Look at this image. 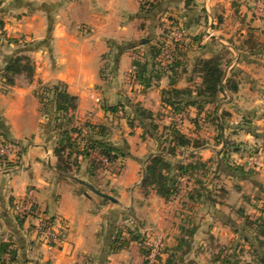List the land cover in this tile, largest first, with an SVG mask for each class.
Segmentation results:
<instances>
[{
	"label": "crops",
	"instance_id": "crops-1",
	"mask_svg": "<svg viewBox=\"0 0 264 264\" xmlns=\"http://www.w3.org/2000/svg\"><path fill=\"white\" fill-rule=\"evenodd\" d=\"M257 1L162 0L153 14H146L141 0H0V73L19 54L35 63L32 81L21 75L9 88L0 81V127L10 140L24 147L17 164L0 161V247L12 240L17 247L13 264H144L136 242L117 253L109 252L116 219L131 222L136 231L151 230L164 236L168 254L180 242L187 243L186 231L195 227L189 251L184 255L177 252L173 264H215L218 256L230 255L228 247L249 249L248 239H255L248 236L245 216L263 213L253 210L254 201L245 184L251 183L264 195V17L256 15ZM161 15L182 22L195 39L184 43L183 61L176 73L165 67L164 73L155 77L150 64L154 82L146 89L136 77L134 61L148 56L158 38L155 21ZM205 24L213 31L211 37ZM147 33L153 35L150 44L145 42ZM128 44L131 48L122 51ZM222 49L230 55L224 64L226 78L239 84L238 91L221 94L220 103L208 105L214 108L200 116L190 107L184 111V121L205 117L204 125L219 129L218 145L196 148L203 162L216 154L222 156L225 136L230 135L232 144L242 150L231 152L228 164L242 168L245 174L224 172L230 184L226 203L204 204L196 221L193 213L176 206L175 200L166 201L153 189L144 191L145 175L139 179V172L149 158L142 161L147 146L141 143L143 131L141 127L128 128L126 113L120 116L118 111L132 110L136 104L154 116L166 112L167 118L173 120L175 115L177 119L178 113L163 105L162 91L170 87L172 78L195 81L197 77L189 75L193 58L209 59ZM198 80L202 81L199 76ZM58 81L78 97L76 118L106 126L112 144L127 143V157L93 171L86 160L71 178L57 171L53 141L42 130L45 120L36 90L40 83ZM250 148L259 151L256 164L243 153ZM80 181L110 198L95 194ZM17 203L56 216L64 223V241L53 247L38 242L31 227L35 222L20 221L14 212Z\"/></svg>",
	"mask_w": 264,
	"mask_h": 264
},
{
	"label": "trees",
	"instance_id": "trees-1",
	"mask_svg": "<svg viewBox=\"0 0 264 264\" xmlns=\"http://www.w3.org/2000/svg\"><path fill=\"white\" fill-rule=\"evenodd\" d=\"M161 3L162 0H141V10L143 13L150 14L154 12ZM126 48L131 47H129L128 44L124 45V47L122 46L121 49L124 51ZM179 48H181V46H179L178 49ZM158 55L159 50L151 45L150 55L148 54V56L143 57L144 60L142 61L139 59L134 61L136 77L140 84L146 89L150 88L154 82L151 81L152 77L149 73L150 64L153 67V74L156 72L155 77L159 76L160 72H163L162 68L156 63ZM148 57L151 58V62L148 60ZM178 66L179 63L174 64L169 70L176 73ZM193 73L198 74L202 80L201 84H199L195 90H192L189 87L185 89L177 88V81H175L174 78L169 81L170 87L162 91V103L165 107H170L176 113H181L190 107H195L200 116L208 105L216 103L221 94H224L226 91L236 93L239 89V84L235 80L226 78L224 64L219 57L199 59L193 68ZM21 75H26L29 81H32L35 75V66L32 59L23 54L16 55L9 60L6 67L0 73V80L2 81L4 88H9L16 84L17 77ZM36 96L40 102V112L46 119L42 126L44 134L49 137V139L52 138L54 133L58 134V141L53 147V154L57 159L56 169L63 177H69L73 171L70 159L74 153H77L79 157L89 159L92 152L96 151L101 158L108 160V164L102 160L96 162L91 161L90 167L92 171L99 168L105 169L109 167V164L113 165L118 160L127 157V153H125L122 148L115 146L109 141V130L106 126L86 123L85 127L92 128L93 133L90 131L85 136L81 129H78L75 126L74 121L79 106L78 97L71 95L68 92L65 83L61 81L47 84L40 83L36 90ZM113 110L116 111L117 108H114ZM153 118L154 114L150 111L145 109L136 110L135 119L141 120V126L143 127L144 132H146V126L143 123V120ZM130 127L134 128V124L131 123ZM0 130L1 134L8 139L5 131H3L1 127ZM170 132L173 137L172 147L149 157L145 167L144 180L142 182L143 188H151L155 190L157 194L166 201H170L179 194L178 178H170V173L172 171L179 174L177 175V177H179L188 174L193 175L200 169L205 170L207 168L205 162H193L188 164L178 162L175 165L170 163L168 161V156H177V149L179 147L187 149L190 146H193L194 148H199L202 145L199 141L192 140L185 134L181 133L174 125L170 128ZM74 134H77V137H73ZM144 136L145 135L143 134L142 137L145 138ZM81 138H83V141L80 140ZM219 138H221V136H219ZM239 151L240 150L237 147L234 150V152ZM78 158L74 162L77 171L81 165ZM228 168H231L232 171H235L240 175L245 174L240 167H231L228 165ZM198 183L203 185L201 181H198ZM203 190V187L193 189V191L188 194V198L192 201H198L204 197V202L214 204L215 201L210 198L211 195L209 194L205 196L204 192H202ZM253 220L254 218L245 216L246 227L251 229L256 227L257 234L255 241L251 242L250 238L248 239L252 248L251 253L253 258V261L249 264H264V213L263 217H260L255 221ZM127 230L129 239H125V237H123L124 234L122 233L117 234L115 239L113 237L109 245L110 253L124 250L131 242L139 241L140 237L134 235L129 229ZM195 230V227L187 230L186 232L189 237L187 243L183 242V244L180 242L172 253L169 254L168 259L164 261L165 252H169L166 245L158 257V260L153 264H173L177 252H181L182 255L187 253L191 247L189 240L193 237ZM256 245L259 246V250ZM9 247V244L6 243L1 246L0 264H4L1 260L5 254H10V264H13L16 261V253L10 250ZM145 254L147 255V251ZM214 263L241 264V260H239L238 255L230 254L223 257L218 256ZM146 264H150L148 260H146Z\"/></svg>",
	"mask_w": 264,
	"mask_h": 264
},
{
	"label": "rangeland",
	"instance_id": "rangeland-1",
	"mask_svg": "<svg viewBox=\"0 0 264 264\" xmlns=\"http://www.w3.org/2000/svg\"><path fill=\"white\" fill-rule=\"evenodd\" d=\"M256 5L258 6V8ZM254 7L257 8V9H255L256 15L261 16V14L259 12V7H260L259 0L256 2ZM150 14H153V12ZM261 17H264V16H261ZM163 18H165L166 20H162ZM173 20H174L173 18L164 17V15H161L159 17V19L156 18V21H155V24L157 25L156 27L159 30V34L158 35L156 34V37H158V38L156 39L153 47L155 49L159 50V55L157 57L156 63H158V65L161 68L171 67L172 65L177 64V63H179L178 68L181 67L180 64L183 61L181 58L184 57V53L182 52L184 43L176 42V48L173 51L172 59L170 62L164 53L165 52L164 49H166L167 45L170 44L174 32L177 31V27L184 28V32L187 35V41L185 43H187V42L190 43V41L193 42V39H195V36L193 34L192 35L189 34L187 28L183 25L182 22H180L178 20H174V21ZM203 27L205 28L206 33H208V36L211 37L213 35L212 29L210 27H208V24H205ZM147 36H148V39L146 38L145 42L150 44V42H151L150 40L153 38V35L151 33H147ZM251 41L252 40H250L249 42L252 43ZM23 45H28V44L24 43ZM179 46H181V48L178 49ZM149 55H150V52H149ZM229 56L230 55H228V53L225 51V49H222L214 57L221 58L222 63L225 64L227 59H229L228 58ZM148 58H149L148 60L151 62V58L150 57H148ZM199 59H201V58H193V60H192L193 61L192 62L193 68ZM32 62L35 66L33 59H32ZM193 68L191 67L189 75L192 78L197 77L195 79V81H177V83H176L177 88L185 89V88L189 87L192 90H195L197 88V86L199 84H201L202 81L198 80V74L193 73V70H192ZM24 76L27 79L26 75H24ZM183 79H185V78H183ZM52 83H55V82H52ZM217 103H220L218 99H217L215 105ZM117 108H120V105ZM193 108H195V107H193ZM206 108H207V110L205 109V111H210V109L214 108V105L207 106ZM137 109H144V108H142L141 106H139V108H138V105L136 106V104H133L132 110H126L125 112H124V110H119V111H123L124 113H126L125 119H126V122H127L126 125H128L127 126L128 128H130L132 130L135 127L136 128H139V127L142 128V131H143V134L145 135L144 136L145 138L142 137V139L144 141L141 143L147 144L146 153L144 155H142V161L143 162H145V159H148L151 154L166 151L170 147H172L173 137H172L171 132H170V128L172 127V125H174L177 130H179L181 133L185 134L186 136H188L192 140L199 141V143L202 144L201 147H203L206 144H209V145H216L217 144L218 145V143H219L217 141L219 139V136H220V133L218 131L219 129L218 130L215 129V131H213V129L210 126L208 127V126L204 125L205 123L203 122V119L205 117L204 118L202 117L201 119L199 117L192 118V119H190L191 122L189 120H187V122H185L184 120L186 118L185 117L186 115L184 114V111H182V113H178V115L179 114L183 115V118L180 120H178V116L176 119L175 115L173 116V120H171L170 117H168V118L166 117L167 114H166V112H164V114L162 113V114H159L157 116H154L153 119L143 120V123L146 126V132H144V129L141 126V120L135 119L136 113L134 111H136ZM44 120L46 121L45 118H44ZM189 122H190V125L192 128H189ZM74 123L78 129H81L82 133H84V136L87 133H89L90 131L93 133L92 128L85 127L86 123L94 125L92 122H87V121L82 122L76 118ZM131 123L134 124V128L130 127ZM155 127H156V129H155ZM214 132L216 133V135L214 134ZM73 137H77V134H74ZM109 138L110 137H108V139ZM225 138H226L225 139L226 147L223 149L222 156L216 154V156H214V158L212 160L205 162L207 165L206 166L207 168L205 170L200 169L199 171L195 172L193 175L188 174V175L179 176V177H177V175H179V174H177L175 171H172L170 173V178H172V179L178 178L177 180L179 181L178 182L179 194L173 198V200H175L174 201L175 205L176 206L178 205V207H183V209L184 208L188 209V212L193 213V217H195V219L199 218V214H202L204 212V204H210V203L204 202V197L198 201L190 200L188 198V194L191 191H193V189H197V188L199 189L200 187H203L204 190L202 192H204L205 196L210 194L211 195L210 198L213 201L218 202L220 204L226 203V198H227L226 192H227V188L230 187V184L226 183L227 179H226V176H224V172L232 171L230 168H228V165L233 167L232 165L228 164V163H231L230 162L231 161V156H230L231 152H233L236 147L239 150H242V148L237 146L238 144H236V143L232 144V142H231L232 140H230L231 139L230 135H226ZM51 140L53 141V147H54L55 143H57V141H58V134L54 133ZM80 140L83 141V138H81ZM136 146L138 148L137 144H136ZM119 147L122 148L124 150V152L127 153V156H128L129 147H128L127 143L123 142L122 145H120ZM81 151H82V149H81ZM243 153L245 155H248L249 158L255 157V159L257 160V154L259 153V151L256 150V148H250V149L243 151ZM77 156H78V154L74 153L70 159V163L72 164V167H73V171L69 176L70 178L77 175V172H76L77 170H76V167L74 166L75 160L79 157V156L78 157ZM101 159H102L101 156L96 151L92 152L89 159H85L82 157L78 158L79 162H81V163L86 161V160H89V162L91 163V161L96 162V161H99ZM215 159H216V163H220V164L222 163V167L220 166V164L216 165ZM168 161L170 163H172L173 165H175L178 162L184 163V164L193 163V162H198V163L203 162L202 157L198 154V150L196 148L194 150L193 146H190L187 149L179 147L177 149V156H175V157L168 156ZM219 161H221V162H219ZM233 164H235V163H233ZM235 166H237V165L235 164ZM145 167H146V165H145ZM145 167L143 164L141 165V171L139 172V177H140L139 179H141L142 176L145 175ZM216 169H217V171H216ZM218 172H221V175H218L217 174ZM143 180L144 179H142V182H143ZM198 181H201L203 183V185H200V183H198ZM244 187L246 188L247 192H250L249 195L254 201L252 203L253 208H254L253 210H256L257 212L259 211V212L264 213V195L262 193H260V191L255 190L253 185L249 182L246 183ZM86 190L90 192V190L88 188H86ZM150 190H151V188H144V191L149 192ZM36 208L39 209L41 212H43L45 215H48L51 218H56V216H53L49 213L42 211L39 207H36ZM195 213L197 215H194ZM16 215L18 216L19 220L21 221V219H22L21 216L18 214H16ZM260 217H263V215L262 216L261 215L260 216L255 215L253 217L254 218L253 221L257 220ZM19 220L17 219L16 221L18 222V224L20 226L21 223ZM23 221H25V222H27V221L33 222L34 221L35 222L34 226H31V227L33 228L34 233L37 235L36 238H37L38 242H40L42 244H45L49 247H53V246H56V245L62 243L65 239L64 223L60 220H59L60 226H57V229H56L58 232L57 233L58 237L55 233L54 236H52L51 238L49 237L48 241L47 240L45 241L44 233L40 230H37V227H36L37 221L35 219H28V220L23 219ZM196 221H198V220L196 219ZM196 221L192 220L191 222L195 223ZM114 222H115L114 223V225H115V229H114L115 231L114 232L115 233L113 235L114 239H115V236L119 233H122V234L126 233L127 234V232H128L127 229L132 231V233H134V235H136L137 237H140L139 241H136V243H138L140 245L141 252L144 256V264H146V260H147L146 259L147 257L145 254L146 249H145L144 242L148 237H153L154 239H161V240H163V242L166 246L167 241H166L165 237L164 236L161 237L159 234L154 235L153 234L154 231L150 230L149 232L142 233L141 231L139 232V230L136 231L134 225L131 224V222L125 223L122 220H121V222H119L118 219H116ZM190 223L188 225H191ZM189 227H190L189 229H191V226H189ZM255 228H252V229L248 228V234H249L248 236L251 237L252 239H255L257 236ZM251 230H252V233H251ZM55 236H56V238H55ZM123 237H125V239H126L127 236L123 235ZM122 242H123V240H122ZM5 243L9 244V246H10L9 249L12 250L13 252H15L16 257H17V247H15V244H13L12 240L9 239V242H5ZM256 246H257V249L259 250V248H258L259 246L258 245H256ZM228 249L231 251H228L227 253L238 255L239 260L244 261V264H249L251 261H253L252 260V253H251V251H252L251 246H249V249H248V247H245V246L242 248L237 247V246H235V247L233 246L231 248L228 247ZM0 251H1V247H0ZM167 254L168 253L165 252L164 261L168 259ZM241 257L246 258V259L243 260V259H241ZM10 259H11L10 254H5L1 261L4 264H10ZM254 264H258V263H254Z\"/></svg>",
	"mask_w": 264,
	"mask_h": 264
},
{
	"label": "built area",
	"instance_id": "built-area-1",
	"mask_svg": "<svg viewBox=\"0 0 264 264\" xmlns=\"http://www.w3.org/2000/svg\"><path fill=\"white\" fill-rule=\"evenodd\" d=\"M260 7L259 12L261 16H264V0H259ZM187 41V35L184 32V28L177 27V31L174 32L172 40L167 48L164 49V53L169 60L172 59L173 51L176 48V42L185 43ZM118 114L120 116H124L123 111H119ZM183 115H178V120L182 119ZM24 147L12 140L5 138L2 134H0V161L5 165L10 164H17L22 155H23ZM250 161L253 164L257 163L255 157H250ZM102 161L108 164V160L102 158ZM14 211L16 214L20 215L22 219H35L37 221L36 227L37 230H40L44 233L45 241L54 236L56 233L57 235V226H60V221L57 218H51L48 215H45L39 209H37L33 205H28L25 203H17L14 207ZM58 237V235H57ZM56 238V236H55ZM145 249L147 251L146 259L149 261L150 264L155 263L158 260L161 252L165 248V244L161 239H154L153 237H148L145 242Z\"/></svg>",
	"mask_w": 264,
	"mask_h": 264
},
{
	"label": "water",
	"instance_id": "water-1",
	"mask_svg": "<svg viewBox=\"0 0 264 264\" xmlns=\"http://www.w3.org/2000/svg\"><path fill=\"white\" fill-rule=\"evenodd\" d=\"M83 185H85L86 187H88L92 192H94L95 194L97 195H100L102 197H105V198H110L108 197L107 195L103 194L102 192L98 191L93 185L89 184V183H86L84 181H80Z\"/></svg>",
	"mask_w": 264,
	"mask_h": 264
}]
</instances>
